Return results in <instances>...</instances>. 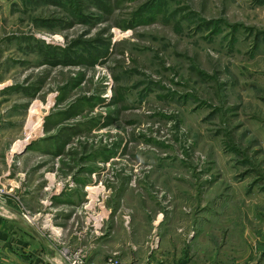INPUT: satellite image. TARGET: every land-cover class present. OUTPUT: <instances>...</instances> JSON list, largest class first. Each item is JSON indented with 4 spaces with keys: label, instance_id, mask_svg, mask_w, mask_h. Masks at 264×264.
I'll use <instances>...</instances> for the list:
<instances>
[{
    "label": "rangeland",
    "instance_id": "374dc122",
    "mask_svg": "<svg viewBox=\"0 0 264 264\" xmlns=\"http://www.w3.org/2000/svg\"><path fill=\"white\" fill-rule=\"evenodd\" d=\"M1 202L63 261L96 237L176 253L194 221L201 259L256 262L264 0H0Z\"/></svg>",
    "mask_w": 264,
    "mask_h": 264
},
{
    "label": "crops",
    "instance_id": "0c3cea01",
    "mask_svg": "<svg viewBox=\"0 0 264 264\" xmlns=\"http://www.w3.org/2000/svg\"><path fill=\"white\" fill-rule=\"evenodd\" d=\"M0 209L11 213L4 216V213L0 212V264H65L61 258H58L56 243L51 236L52 230L48 235L43 234L39 229L40 225L25 223L23 219L12 213L14 212L12 207L2 202ZM196 224L197 222H192V231H190L192 234L185 236L182 241L185 248L178 249L176 253L171 251L170 254L168 249L163 247L164 238H159V244L151 239L143 246L142 243L129 242V240L121 242L119 239L96 237L87 254L88 264H105L112 254H116L124 264H147L153 257L163 264H222L213 256L206 259L199 257V252L196 251L200 248L195 245L201 238L196 235V232H200L196 229L200 224ZM262 237L264 239V231ZM188 245H192L191 248H186ZM203 250L210 252L208 248ZM252 264H264V253Z\"/></svg>",
    "mask_w": 264,
    "mask_h": 264
},
{
    "label": "built area",
    "instance_id": "2783aa9c",
    "mask_svg": "<svg viewBox=\"0 0 264 264\" xmlns=\"http://www.w3.org/2000/svg\"><path fill=\"white\" fill-rule=\"evenodd\" d=\"M63 259L66 264H87L86 263V256L82 254L81 250L75 251H64L63 252ZM105 264H124L120 259L115 256H110L107 258ZM153 264V263H151Z\"/></svg>",
    "mask_w": 264,
    "mask_h": 264
},
{
    "label": "bare ground",
    "instance_id": "6f19581e",
    "mask_svg": "<svg viewBox=\"0 0 264 264\" xmlns=\"http://www.w3.org/2000/svg\"><path fill=\"white\" fill-rule=\"evenodd\" d=\"M38 128H39V126H38ZM24 146H25V144H24V142H23V144H18L17 146H16V151H19V150H22L23 148H24ZM87 188H90V186H87Z\"/></svg>",
    "mask_w": 264,
    "mask_h": 264
}]
</instances>
